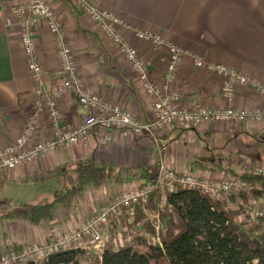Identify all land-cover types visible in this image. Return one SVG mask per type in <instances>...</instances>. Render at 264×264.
I'll return each mask as SVG.
<instances>
[{
    "label": "crops",
    "instance_id": "crops-1",
    "mask_svg": "<svg viewBox=\"0 0 264 264\" xmlns=\"http://www.w3.org/2000/svg\"><path fill=\"white\" fill-rule=\"evenodd\" d=\"M20 1L0 0V148L13 142L30 119L36 132L27 147L51 140L55 131L48 110L39 111L35 105L40 84L29 73L17 18L10 8ZM49 1L66 27L85 88L130 110L139 122L151 121L154 99L118 46L76 0ZM91 1L119 18L117 30L151 63L153 82L164 83L168 52L137 39L135 29L159 32L188 50L170 85L181 93L177 106L224 108L232 104L253 109L261 105L264 95L245 84H238L234 100L228 101L221 92L222 79L204 65H194L193 57L225 64L264 83V0ZM49 31L45 24L40 25L35 39L44 70L42 84L51 90L62 82L63 74L55 38ZM56 103L61 125L67 128L80 125L88 112L70 92L56 98ZM91 133L88 145L60 148L15 169L0 171V208L10 203L17 211L19 205L53 201L57 191L74 182L70 165L79 160L95 157L113 167L100 185L85 184L70 200L58 202L51 219L34 223L21 217H1L0 254L19 251L31 243H47L75 228L119 190L140 182L142 168H157L164 163L177 171L221 177L235 175L246 163L264 161V122L218 120L194 128L172 123L140 134L114 131L112 141L104 145L96 131ZM131 176L138 181L126 183ZM17 187L19 194L15 193ZM6 211L0 209V214Z\"/></svg>",
    "mask_w": 264,
    "mask_h": 264
},
{
    "label": "built area",
    "instance_id": "built-area-1",
    "mask_svg": "<svg viewBox=\"0 0 264 264\" xmlns=\"http://www.w3.org/2000/svg\"><path fill=\"white\" fill-rule=\"evenodd\" d=\"M76 2L90 18L98 23L106 36L118 46L139 75L145 90L154 99L153 119L141 123L130 110L85 88L66 27L48 0L17 2L10 7L11 14L17 18L16 24L20 30V41L26 55L29 73L40 84L35 105L39 111L45 108L48 110L54 120L52 122L55 131L51 140L37 142L27 147L36 132L35 122L30 119L23 132L13 142L0 148V171L15 169L19 165L31 162L60 148H69L75 144L88 145L92 137L91 132L94 131L98 134L99 142L104 145L112 141L114 131L123 134L129 132L140 134L143 131L151 132L155 128H163L172 123H178L185 128H194L204 122L218 120L221 122H264V96L261 105L253 109L232 104L224 108L207 107L200 104L193 108L177 106L181 99V93L172 90L170 85L177 76L180 63L189 54L188 50L169 42L159 32L135 29L134 35L137 39L152 43V46L158 51L166 49L168 52L165 81L161 85L153 82L150 79L151 63L144 60L140 56L138 48L128 42L127 38L117 30L116 26L120 23L119 18L107 10H102L91 0H77ZM42 24L47 26L55 38L63 74L62 82L51 90L45 89L42 84L44 70L38 57L35 39L39 26ZM193 60L194 65L198 67L204 65L222 79V95L230 102L236 96L235 88L238 84L251 85L258 93L264 95V83L255 81L236 69L225 64L208 62L198 56H194ZM65 92L77 96L78 102L88 109L83 122L73 128L62 126L60 122L56 98ZM247 166V170L243 172L264 174V167L261 165L246 164ZM157 169L158 180L156 183L140 181L130 188L119 190V194L75 228L65 230L47 243H31L24 245L19 251L2 253L0 254V264H38L52 254L72 249L83 250L85 254L97 253L101 258L108 242L112 241L114 248L117 249L130 244L136 234L143 236L150 244L162 247L161 233L165 230V222L161 214L166 211L173 212L172 204L168 200L169 193L176 191L177 188L195 189V191L198 190L213 199L229 202L230 193L247 191L252 187L237 175L220 177L190 171L182 172L168 167L164 163H161ZM155 189H159L160 193L156 208L151 211L148 204L151 193ZM137 207L142 209L145 214L144 221L151 224L153 231H136L129 226L128 223L133 222L135 218ZM252 215L264 217V212L253 210ZM124 218L127 219V224L122 222ZM240 221H246L245 215L240 217ZM114 225L118 226L115 233L112 230Z\"/></svg>",
    "mask_w": 264,
    "mask_h": 264
},
{
    "label": "trees",
    "instance_id": "trees-1",
    "mask_svg": "<svg viewBox=\"0 0 264 264\" xmlns=\"http://www.w3.org/2000/svg\"><path fill=\"white\" fill-rule=\"evenodd\" d=\"M70 167L75 173L74 182L57 191L53 201L35 206L23 204L22 209L8 210L0 214V218L21 217L34 223L51 219L58 202L70 200L85 184L100 185L113 170V167L95 157L79 160ZM157 168L140 169V180L156 183ZM235 175L252 187L247 191L230 193L229 202L213 199L195 189L177 188L169 193L168 200L173 212L162 215L166 224L161 233L162 247L150 244L143 236L136 234L130 244L117 249L112 241L108 242L102 257L92 264H264V225L256 224L245 229L244 222L240 221V217L244 216V207L228 205L235 204L239 199L241 205L248 204L250 208L245 217H254L250 201L264 198V174L242 172ZM159 193V189L151 193L148 208H156ZM144 219V212L137 207L133 222L128 223L126 218L122 222L128 223L134 230L139 225V230L153 231L151 224ZM117 228L114 225L113 232ZM84 255L83 250L72 249L52 254L38 264H80Z\"/></svg>",
    "mask_w": 264,
    "mask_h": 264
},
{
    "label": "rangeland",
    "instance_id": "rangeland-1",
    "mask_svg": "<svg viewBox=\"0 0 264 264\" xmlns=\"http://www.w3.org/2000/svg\"><path fill=\"white\" fill-rule=\"evenodd\" d=\"M49 1V0H48ZM77 1V0H76ZM49 3H51L50 1H49ZM52 5V4H51ZM53 6V5H52ZM80 8V7H79ZM81 9V8H80ZM56 10V9H55ZM82 10V9H81ZM57 12V11H56ZM58 14V13H57ZM59 15V14H58ZM60 17V16H59ZM62 20V19H61ZM261 157V156H260ZM261 160V158H259V161ZM253 162H255V161H253ZM246 164H250V163H246ZM252 164H254V165H261V166H263L264 167V161H260L259 162V164L258 163H252ZM247 168H248V166L246 167V165H244V166H242L239 170H238V173H242L243 171H245V170H247ZM134 179H136V180H134ZM139 179V178H138ZM138 181L137 180V178H132V176L131 177H128V180H126L127 182L126 183H128V182H132V181ZM127 188H130V187H128V186H126ZM5 190L6 191H11L12 190V188H8V189H6L5 188ZM15 193H18L19 194V190H18V187L16 188V190H15ZM117 194H119L118 192H117ZM117 194H115L114 196H116ZM240 203V201H239V199H238V202H236L235 204L234 203H231V206L232 207H236V208H240V206L242 207H244V215H246V214H248L249 212V209L250 208H248V204L247 205H241V203ZM250 204H251V211H253V210H260V212L261 211H263L264 212V198L262 199V200H260V201H254L253 199H251V201H250ZM3 205V208H0L2 211H5V210H11V209H14V210H16L17 208L15 207V204H10V203H3L2 204ZM18 207V209H22V206H17ZM151 211H154L153 209H151ZM166 212H168V211H166ZM163 213H165V212H163ZM163 213L161 214V217H162V215H163ZM165 216V215H164ZM166 217H167V215H166ZM244 218V217H243ZM245 219V218H244ZM175 220H176V218H175ZM165 224V223H164ZM256 224H260V225H264V217H261V218H256V217H252V218H248V217H246V221L244 222V228L245 229H248V228H251L252 226H255ZM166 225V224H165ZM139 225H137V227H135V230L137 231V230H139V227H138ZM138 232H140V231H138ZM113 233H115V232H113ZM3 253H6V252H3ZM94 256V257H93ZM89 257V258H88ZM99 259V255H97V253H88V254H85L81 259H80V264H92V262L94 261V260H96V259Z\"/></svg>",
    "mask_w": 264,
    "mask_h": 264
}]
</instances>
